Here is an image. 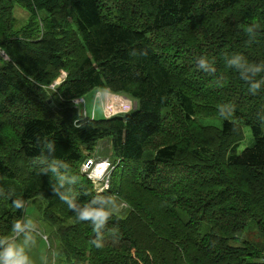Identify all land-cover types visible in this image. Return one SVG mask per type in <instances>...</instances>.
Listing matches in <instances>:
<instances>
[{
  "label": "trees",
  "instance_id": "trees-1",
  "mask_svg": "<svg viewBox=\"0 0 264 264\" xmlns=\"http://www.w3.org/2000/svg\"><path fill=\"white\" fill-rule=\"evenodd\" d=\"M100 90L135 108L82 116ZM263 105L264 0H0V250L32 203L58 264H264Z\"/></svg>",
  "mask_w": 264,
  "mask_h": 264
},
{
  "label": "rangeland",
  "instance_id": "rangeland-1",
  "mask_svg": "<svg viewBox=\"0 0 264 264\" xmlns=\"http://www.w3.org/2000/svg\"><path fill=\"white\" fill-rule=\"evenodd\" d=\"M14 13L16 16V27H19L17 25L22 24L25 21L27 12L23 8L16 5L14 7ZM57 82H60V79H57ZM95 92L96 91H91L90 93L86 94L84 98H80L76 100V103L80 108V112L82 116L86 114L89 115L95 114V118H101L109 114L126 113L133 110L136 105L135 100L123 94H119V93L112 94L109 91H105V90H100L97 91L96 93ZM85 110L87 111L86 113L84 112ZM262 114L264 118V105L262 109ZM198 121L205 125H216L219 127L222 120L220 118H215V117H203ZM243 132H244V137L238 146L239 153L247 146H249L252 141L250 129L248 127H243ZM90 157H91V163L87 165L86 163H84L83 165H81V171H85L87 173L92 171L93 174H96L95 172H93L94 170L96 171L98 169V168H94L96 163H99L100 161H104V160H107L111 163L113 158H112L110 138L105 137L103 139H100L96 143V147L93 153L90 155ZM110 173L111 172L108 173V176L110 175ZM93 174H89V175L93 176ZM96 175H98V173ZM92 183L94 184L93 180ZM108 184H109V178H108ZM120 206L121 203H119L118 201L116 202V204H114V207L117 210L121 209ZM36 207L37 206L33 205L32 203L28 205V213L26 217L23 219V222L20 224L22 227L20 229V232L17 234V239L9 240L15 243L13 245L10 244L4 248L2 247L1 249L0 264H2L3 262L2 253L8 247H12L15 251L18 252L19 255L25 257V264H58V258L55 256V253L52 251L54 248L50 247L48 244L50 235L47 231L44 230L41 223V218L39 215L38 208ZM43 225L47 230L50 229V227L46 225L44 222ZM256 234H257V229L251 227L249 228V231L245 234V236L247 239L251 241L258 242V235ZM261 262H264V256L263 258H259L256 260V263H261Z\"/></svg>",
  "mask_w": 264,
  "mask_h": 264
},
{
  "label": "clouds",
  "instance_id": "clouds-1",
  "mask_svg": "<svg viewBox=\"0 0 264 264\" xmlns=\"http://www.w3.org/2000/svg\"><path fill=\"white\" fill-rule=\"evenodd\" d=\"M203 63V62H202ZM19 206V204H17ZM17 230L21 229V225L17 223L15 225ZM2 264H25V257L18 254L12 247H8L3 253Z\"/></svg>",
  "mask_w": 264,
  "mask_h": 264
},
{
  "label": "built area",
  "instance_id": "built-area-1",
  "mask_svg": "<svg viewBox=\"0 0 264 264\" xmlns=\"http://www.w3.org/2000/svg\"><path fill=\"white\" fill-rule=\"evenodd\" d=\"M103 164H104V168L98 170V172H99L98 174H101L106 178L105 182L101 186V189L106 188L108 186L107 185L108 184V178H109L108 173L112 169L111 167H109L110 165L108 162H104ZM93 176H94V178H99L98 175H96V174H93Z\"/></svg>",
  "mask_w": 264,
  "mask_h": 264
}]
</instances>
